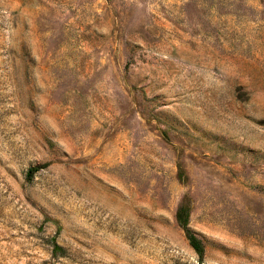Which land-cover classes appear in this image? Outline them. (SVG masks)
<instances>
[{
  "label": "rangeland",
  "instance_id": "374dc122",
  "mask_svg": "<svg viewBox=\"0 0 264 264\" xmlns=\"http://www.w3.org/2000/svg\"><path fill=\"white\" fill-rule=\"evenodd\" d=\"M0 264H264V0H0Z\"/></svg>",
  "mask_w": 264,
  "mask_h": 264
},
{
  "label": "trees",
  "instance_id": "16d2710c",
  "mask_svg": "<svg viewBox=\"0 0 264 264\" xmlns=\"http://www.w3.org/2000/svg\"><path fill=\"white\" fill-rule=\"evenodd\" d=\"M39 170L40 167L30 168V170L28 171V175L33 176ZM178 221L185 228L187 239L189 240L191 247L198 255V260L201 263L204 257V246L201 240L188 228V214L186 213L185 205L181 206L178 210ZM60 251H62V248L59 245L54 244L53 252L57 254Z\"/></svg>",
  "mask_w": 264,
  "mask_h": 264
}]
</instances>
